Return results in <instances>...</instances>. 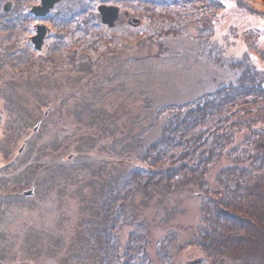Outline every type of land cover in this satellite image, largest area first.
<instances>
[{"label": "trees", "instance_id": "obj_1", "mask_svg": "<svg viewBox=\"0 0 264 264\" xmlns=\"http://www.w3.org/2000/svg\"><path fill=\"white\" fill-rule=\"evenodd\" d=\"M101 2L121 4L126 6L123 9L125 11L132 9V0ZM134 3L137 4L134 12H139L138 15L146 12L159 17L161 25L172 23V27L168 28L170 33L175 34L178 30L174 25L176 20L180 21L178 24L186 26L198 21L199 48L202 52H207L212 47L213 53L216 52L214 47H217L220 55L213 59L219 57L217 63L233 73L234 79L220 83L214 92L204 98L175 107L176 111L169 108L172 117L164 121L156 141L145 146L138 159L135 157L124 163L106 159L103 166H110V171L105 175L106 181L100 185L92 181L90 191L83 194L81 221L70 222L72 225L67 232L60 235L55 231L63 228L59 221H51L52 229L49 234L43 233L46 229L44 225L36 228L39 232L36 231L34 235V262L44 264L45 260H49L50 264H179L182 259L178 261V257L182 250L195 247L205 256V263L202 264H264V71L256 68L248 52L239 57L225 56V50L212 43L216 42L213 28L215 6L220 3L219 0H134ZM93 7L74 1L72 10L69 11L74 14H69L66 20L73 24L85 22V25H80L83 30H106L105 34L115 31L117 27L110 29L101 23L100 15ZM238 7L250 16L264 21L262 6L238 0ZM65 12H68V7ZM183 12L192 14L183 16ZM10 13L2 10L0 14V36L11 28L10 25L7 26L6 20ZM25 15L33 18L29 13ZM80 16L82 21L77 20ZM193 16L195 19L189 20L188 17ZM13 19L16 20L17 16ZM155 23L152 21V25ZM128 27L130 26L126 23L125 28ZM128 34L125 38L132 47H143L146 44L145 40L137 39L136 34L142 33ZM111 35H103L101 38L102 43L106 41L103 44L106 49H109V45H114L112 41L117 40L109 39ZM94 36L89 40L91 47H86L85 50L94 52L98 49L100 39H94ZM262 39L264 40L263 36H254L245 41L254 45V51L264 63V50L255 44ZM130 47L128 49L131 50ZM110 53L113 54L111 58L105 60H93L86 56L83 58L81 106L82 114L87 112L88 116L82 118H86L83 120L84 127L91 129L83 130L81 150L84 153L86 149H98L97 155L104 151L105 156H109L107 148L99 149V142H107V138L101 135H106V124L110 117L108 112L93 105V99L102 97L101 86L105 76L99 65L105 66L108 64L106 61L110 60L116 64L122 60L117 49H111ZM13 91L16 94L12 93L11 96L13 102L17 103L15 98L17 96L19 101L20 96ZM34 93L35 101L48 99L42 97V92ZM68 95L69 93L64 99ZM10 104L9 98L8 105ZM169 109L167 108V112L170 114ZM239 136L243 137L237 141ZM5 139L1 148L10 155L11 148L5 142H12V139L6 136ZM57 142L58 139L54 140L52 145L55 149L60 147ZM6 167L1 166V171ZM55 176H52V180ZM184 197L200 205L199 223L188 228L187 235L184 233L186 238L182 246L177 247L179 240H175L172 235L183 236L172 231L170 248H176L175 254L158 256V262L152 260L147 253L149 241L146 236L156 223L146 222L147 210L154 208L155 212L164 211L171 202L183 200ZM171 218L169 214H164L160 221L161 229L174 224L170 222ZM124 227L132 231L128 233V241L121 250L116 234Z\"/></svg>", "mask_w": 264, "mask_h": 264}, {"label": "rangeland", "instance_id": "obj_2", "mask_svg": "<svg viewBox=\"0 0 264 264\" xmlns=\"http://www.w3.org/2000/svg\"><path fill=\"white\" fill-rule=\"evenodd\" d=\"M10 1L14 2V8L16 9L11 11V17L6 16V20H8L7 26L10 25L11 28L7 29L0 36V166H7L2 171L0 169V198H9L13 197V195L20 196L22 192L29 191L30 188L26 187L25 182L23 183L22 176L27 177L26 182H32L35 171L42 170V168L35 167V164H38L37 162L42 165L47 164L46 160L37 161V159L32 158L31 152L28 151L30 140L34 139L32 128L35 126V123L32 119L36 115L35 111L37 107L35 105V91L30 90L28 86L21 87L20 84V80H22L23 84H31V81L28 82L27 80L30 79L32 70H34L31 58L27 57L29 51L25 48V43L31 35V28L35 21L25 14H30L31 7L39 4L40 0H26L25 2L20 0H0V14H2L4 4ZM72 1L90 4L94 7L102 3L101 0H97L96 3L89 2L88 0L65 1L62 7H60V12L58 11L59 14L50 21L51 23H56L57 27L54 28V24H51L53 34L51 35V40L49 39V43H53L52 40L57 35L58 28H61V26L62 28L72 27L73 24L66 20L70 14L69 11L72 10ZM242 1L249 3V5H252V3L254 5L258 4V7L262 6L264 8V0ZM219 2L215 6L216 16L213 28V31L215 30L214 40L217 43H212L220 45L225 50H223L225 56L239 57L248 52L251 62L256 68L264 71V63L261 62L259 55L254 51V45L252 46L245 41L248 38H254V36H263L264 38V21L252 17L244 10H241L238 7V0H219ZM139 4L138 8H140ZM136 5L134 0H132V5L130 6L132 9L129 8L128 11H125L123 9L126 6L115 4V6L121 9L120 13L123 18H121L119 25L116 26L115 31L111 33L105 34L106 30L104 32H95L93 29L90 31L87 28L89 33L95 32L94 39L96 37L100 39L98 49L96 48L97 50L94 52L90 51V49H82L81 55L79 49L75 47L77 44L66 48V53L74 52L77 61L82 58L81 63L85 56L93 60L96 58L103 60L111 58L113 55L110 53L111 49H117L119 55L122 56V60L116 64H113V60H110L106 61L108 64L105 66L99 65L103 69L102 74L104 73L105 76L101 86L102 97L100 99H93L97 109L108 112L107 114L110 117L108 127L113 128L115 131V141L118 144L115 149L120 150L116 156L110 159L118 160L119 162L120 160L125 161V158H128V161L135 159V157L137 158L141 155L140 153L145 146L147 147L156 141L164 121L170 120V116L172 117V112L169 108H173L176 111L175 107H181L182 105L204 98L214 92L220 83H227L231 79H234L233 73L223 67L221 68L217 63L219 57L213 59L217 55H220V50L217 47H214L216 52L213 53H211L212 47L207 52H202L199 48L200 36L198 31L200 30V23L198 21L186 26L182 23L178 24L180 21L176 20L174 25L178 30L175 34L170 33L168 28L172 27V23L161 25L160 21H158L159 17L152 16L146 12L138 15L139 12H134L137 8ZM67 7L68 12H65ZM57 9L58 6L52 12H55ZM73 14L71 13L70 15ZM190 14L192 13L183 12V16H189ZM15 15L17 16L16 20L13 19ZM179 16L181 18L180 14ZM188 18L189 20L195 19L194 16ZM82 19L81 16L77 17L78 21H82ZM129 19L141 21L142 27L125 28ZM152 21L156 23L152 25ZM66 31L69 30L67 29ZM131 32L134 34L137 32L142 33V35L136 34L137 39L145 40L146 44L143 47H138L137 45H133L132 47L125 38ZM103 35L104 37L111 35L109 39L117 38V40L112 41L114 45L108 46L109 49H106L103 45L106 44V41L101 42ZM90 38L91 35H88L83 40L89 41ZM71 41L72 39L70 38ZM75 42L78 43L79 40ZM82 43L86 45L85 48L91 47L90 42H88L89 44H86V41ZM255 44L264 50L263 39L257 41ZM130 46L132 47L131 50L128 49ZM41 67L42 69L45 68ZM64 67L66 71L78 69L81 73L78 76H80L79 79L82 81V77L84 76L82 65L79 69L78 64L75 65L71 60H66L62 62V67L60 68L64 69ZM51 68L53 69V67ZM74 77L76 76L73 75ZM53 81L61 83V85L63 84L61 76L55 79L51 77L50 81L43 79L41 82L53 85ZM12 89L18 92L20 96L19 101L17 96L15 98L17 103L13 102L11 94L15 92ZM2 93L4 94L2 95ZM55 94L60 95L61 93ZM71 95L74 100L65 105L66 109L64 111L69 110L70 112L73 110V117H76L77 113L74 111L76 98L75 94L72 93ZM9 98L11 100L10 105H8ZM68 99H65V101ZM111 104L114 105L113 108H111ZM167 108L170 114L167 112ZM41 112H44V109H41ZM80 115L86 117L88 113L85 112V115H83L80 112ZM115 115L118 116L116 117ZM61 117L65 116L62 114ZM84 117L82 118V123L83 120H86ZM112 117L114 121H112L113 119L111 120ZM121 131H124L125 134L121 133ZM5 136L12 139V142L8 140V142H5L11 148L9 150L10 155H7L4 152L5 150L1 148L6 140ZM242 137L239 136L237 141H240ZM26 142L28 145L21 154L20 150ZM121 146L123 147L121 148ZM2 152L4 153L2 154ZM59 157L52 155L50 163L63 165ZM18 168L19 171L22 170L21 176L15 174ZM52 174L54 176L58 172H52ZM49 180L58 181L60 178L55 176L53 180L52 178ZM38 196L42 197L43 195L40 193ZM82 203H84L83 200ZM170 204L164 211L155 212L154 208L148 209L145 216L148 224L151 222L156 223L153 226V230L149 229L146 238L149 241L147 253L152 260L157 262L158 256L160 257L167 253L174 255L176 252V248H170L171 232H178L183 236L181 238L180 236L172 235L175 240H179L178 244H176L177 247L179 245L182 246L186 238L184 233L187 232L188 228L197 225L201 218L200 205L194 203L188 197H184L183 200L173 201ZM10 212H12V217H15L14 212H17V210L12 209ZM164 214L172 216L170 222H174V224L169 225L168 228L161 229L160 221L163 219ZM130 230L132 231V229L128 230L127 227H124L116 234L121 250L128 241ZM197 257L205 256L198 248L190 247L189 249L182 250L178 261L182 259L179 264H185L186 261Z\"/></svg>", "mask_w": 264, "mask_h": 264}, {"label": "flooded vegetation", "instance_id": "obj_3", "mask_svg": "<svg viewBox=\"0 0 264 264\" xmlns=\"http://www.w3.org/2000/svg\"><path fill=\"white\" fill-rule=\"evenodd\" d=\"M38 5H40V2L32 7ZM101 5L109 6V4L101 3L93 8L97 10ZM57 6L58 9L55 12L51 10L45 17L32 15L35 23L31 28L32 32L25 43V48L29 51L27 57L31 58L34 70H32L30 79L27 80L28 82L31 81V84H23L20 80L21 87L28 86L30 90L42 92L44 99L48 98L47 100L35 101L36 115L33 119L31 118L35 123L32 128L34 139L30 140L28 148L32 158L37 159V161L46 160L47 164L42 165L39 162L35 164V167L42 168V170L35 171L32 182H26V176L21 178L26 187L30 188L29 191L33 190L34 194L32 196H26L24 194L28 192L26 190L20 196L0 198V264H35L32 247L36 228L44 225L46 229L43 230V233L49 234L52 229L51 221H59L63 228L55 229V231L60 235L67 232L72 225L70 222L81 221L83 217V194L90 191L89 186L92 181L97 182L99 185L106 181L105 175L107 171H110V166H103L105 160L116 156L120 152V150L115 149L118 144L115 141V131L113 128L108 127L109 122L106 124V135H101L107 138V142H99V149L104 150L107 148L109 156H105L104 151L97 155L98 149H94V151L86 149L85 153L81 150L83 130L86 131L90 128L84 127L82 115H80V112L82 114V81L79 79L78 74L81 73L78 69L66 71L65 67L64 69L60 67H62V62L71 60L75 65L78 64L80 69L82 58L77 61L74 52L66 53V48L77 44L75 47L79 49L82 55V49L85 48L82 42L86 41V44L89 42L83 40L84 35L91 34V37H93L95 32L83 31L80 25H85V22H74V24L71 22L73 25L70 28H62V26L58 28L59 31L52 40L53 43H49V39L51 40L53 34L51 24H54V28L57 27L56 23L50 21L59 14L58 11L60 12L62 4H57L55 7ZM42 27L46 28L47 35L41 49H37L32 39L37 34L38 29ZM67 29L69 31H66ZM54 32L56 33V31ZM67 37H70L72 41L70 42V38L68 40ZM76 39L79 40L78 43L75 42ZM78 58L80 57L78 56ZM41 66L45 68L42 69ZM73 75L76 77L73 78ZM59 76H61L62 85L54 81L53 85L41 82L43 79L50 81L51 77L55 79ZM44 93L49 95H44ZM55 93L61 94L57 95ZM68 93L67 99H69L65 101L64 98ZM72 93L75 94L76 98L74 108L77 113L76 117H73V110L70 112L69 110L64 111L66 109L65 105L74 100ZM111 105V108H113L114 105ZM41 109H44V112H41ZM62 114L65 117H61ZM112 119L114 121V118ZM121 133L125 134L124 131H121ZM56 139L59 140L57 142L60 145L59 149L52 147ZM23 145L20 150L21 154L28 144L26 142ZM52 155L60 156L59 160L63 165L51 164ZM120 162L124 163L122 160ZM98 168L102 169L98 170ZM52 172H58L56 175L60 180L50 181L49 179L53 175ZM15 174L21 176L22 170L19 171L18 168ZM40 193L43 195L42 197L38 196ZM12 209L17 210V212H14L15 217H12V212H10ZM44 262V264H50L49 260Z\"/></svg>", "mask_w": 264, "mask_h": 264}, {"label": "water", "instance_id": "obj_4", "mask_svg": "<svg viewBox=\"0 0 264 264\" xmlns=\"http://www.w3.org/2000/svg\"><path fill=\"white\" fill-rule=\"evenodd\" d=\"M62 1L63 0H41L40 5L33 7L30 12L36 17H45L54 8L56 4ZM14 6H15L14 2L11 1L7 2L3 7V11L5 13H9L11 10H13ZM98 12L101 16V22L103 25L109 28L115 27L116 22L119 19V13H120V9L118 7L101 5L98 7ZM130 24L134 26H138L140 24V21L134 19L133 21H130ZM46 35H47V30L45 27L38 29L37 34L32 39V42L37 49H41ZM25 195L32 196L33 191L26 192ZM203 262L204 260L197 259L195 261H189L186 264H201Z\"/></svg>", "mask_w": 264, "mask_h": 264}]
</instances>
